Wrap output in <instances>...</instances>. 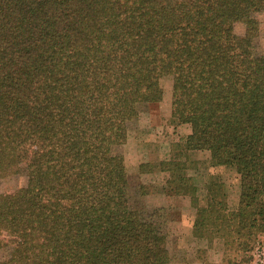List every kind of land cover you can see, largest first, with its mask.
<instances>
[{
	"label": "trees",
	"instance_id": "obj_1",
	"mask_svg": "<svg viewBox=\"0 0 264 264\" xmlns=\"http://www.w3.org/2000/svg\"><path fill=\"white\" fill-rule=\"evenodd\" d=\"M263 9L264 0H0V178L28 176L0 192V264L172 263L163 208L133 205L118 150L142 106L163 99L166 76L172 121L191 133L157 164L175 194L191 196L193 234L223 239L226 264L251 262L264 245ZM197 149L239 174L235 208L215 174L201 202L186 171Z\"/></svg>",
	"mask_w": 264,
	"mask_h": 264
},
{
	"label": "rangeland",
	"instance_id": "obj_2",
	"mask_svg": "<svg viewBox=\"0 0 264 264\" xmlns=\"http://www.w3.org/2000/svg\"><path fill=\"white\" fill-rule=\"evenodd\" d=\"M260 21V33L256 39V50L264 53V9L256 13ZM245 24H236V30L242 32ZM164 97L161 101L142 106L138 119L129 123L132 128L138 129L134 133L135 143L126 147L125 161L133 185L131 198L133 205L144 208H163L159 212L169 231V247L172 253L171 264H226L225 244L223 239L198 238L193 234V222L197 212L190 195H177L167 184L169 172H162L155 159L153 165L141 169L138 161L144 151L154 150V144L170 149L173 154L177 142H184L186 123L176 124L172 121V78L162 79ZM190 126V125H189ZM191 128V127H190ZM133 133V132H132ZM127 142V141H126ZM125 142V143H126ZM123 146V145H122ZM118 147V150L123 147ZM121 150V151H122ZM147 153V152H146ZM146 158V157H145ZM144 163V162H142ZM187 172L198 184L201 202L204 203L207 190L205 184L210 174L219 176L228 192V201L231 208L238 204L240 193L239 174L233 167L213 166L211 154L208 150H193L188 159ZM28 176L25 171L0 178V192H11L27 184ZM140 184L145 185L147 193H140ZM143 190V191H144ZM142 191V192H143ZM2 250H0V255ZM253 259L246 264H264V245L258 244L251 252Z\"/></svg>",
	"mask_w": 264,
	"mask_h": 264
},
{
	"label": "crops",
	"instance_id": "obj_3",
	"mask_svg": "<svg viewBox=\"0 0 264 264\" xmlns=\"http://www.w3.org/2000/svg\"><path fill=\"white\" fill-rule=\"evenodd\" d=\"M184 124V123H183ZM138 129L135 128V131H134V128H132V131L129 132V136H128V140L126 143L123 144V150L122 152L124 153V155L126 154V147L129 146L130 143H135V139L134 138V133L137 132ZM133 132V133H132ZM191 133V128L189 126V124L186 123V134L184 135V137L182 138L183 140L185 138H187V136ZM154 147H156V149L154 150H148V151H144L142 154L143 156L141 157L140 160H137L138 161V166L140 164H142V162H145V161H153L155 159H166V158H170L171 156V152H170V149L167 147H162L161 145L159 144H154L153 145ZM147 152V153H146ZM193 152V151H191ZM146 157V158H145ZM162 172H165L164 170H162ZM167 172V171H166Z\"/></svg>",
	"mask_w": 264,
	"mask_h": 264
}]
</instances>
